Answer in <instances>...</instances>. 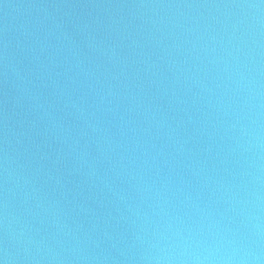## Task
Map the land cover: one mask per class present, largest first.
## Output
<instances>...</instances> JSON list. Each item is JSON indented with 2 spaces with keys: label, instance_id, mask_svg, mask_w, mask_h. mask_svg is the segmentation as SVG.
<instances>
[{
  "label": "water",
  "instance_id": "1",
  "mask_svg": "<svg viewBox=\"0 0 264 264\" xmlns=\"http://www.w3.org/2000/svg\"><path fill=\"white\" fill-rule=\"evenodd\" d=\"M264 264V14L0 221L6 264Z\"/></svg>",
  "mask_w": 264,
  "mask_h": 264
},
{
  "label": "clouds",
  "instance_id": "2",
  "mask_svg": "<svg viewBox=\"0 0 264 264\" xmlns=\"http://www.w3.org/2000/svg\"><path fill=\"white\" fill-rule=\"evenodd\" d=\"M232 259H233L232 257H229L228 261L226 262V264H231ZM0 264H6V261L0 260ZM236 264H245V261H243V260L236 261Z\"/></svg>",
  "mask_w": 264,
  "mask_h": 264
}]
</instances>
